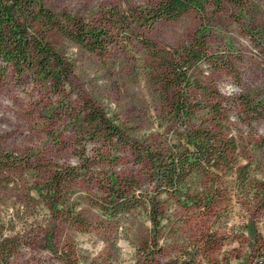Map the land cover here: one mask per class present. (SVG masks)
Returning a JSON list of instances; mask_svg holds the SVG:
<instances>
[{"label": "rangeland", "instance_id": "1", "mask_svg": "<svg viewBox=\"0 0 264 264\" xmlns=\"http://www.w3.org/2000/svg\"><path fill=\"white\" fill-rule=\"evenodd\" d=\"M43 1L59 16L105 29L110 38L106 49L94 52L51 31L50 40L71 68L60 87L44 81L36 68L20 73L9 66L0 73V149L28 155L30 166L13 171L6 183L0 177V229L7 234L34 229L36 235L12 264H187L192 251L198 253L195 264H206L207 257L208 264H243L244 258L255 264L253 245L264 249V111L251 113L241 101L264 100V0H205L202 13L189 9L152 26L131 12L151 10L163 0ZM202 36L209 53L231 63L219 68L206 63L193 71L222 94L228 108L223 122L237 144L236 168L224 177L230 195L210 214L170 202L172 231L155 239L146 206L110 209L109 178L123 185L133 176L137 184L130 194H145L154 186L152 170L138 161L135 145L159 147L171 140L174 90L165 89L162 69L144 39L173 52ZM189 92L203 105L212 102L196 87ZM90 107L116 119L127 142L115 145L96 134L87 123ZM71 167L81 174L63 187L62 210L54 213L30 183L41 188L57 168ZM72 203L77 210L69 216ZM210 234L215 243L204 258L199 246Z\"/></svg>", "mask_w": 264, "mask_h": 264}, {"label": "trees", "instance_id": "2", "mask_svg": "<svg viewBox=\"0 0 264 264\" xmlns=\"http://www.w3.org/2000/svg\"><path fill=\"white\" fill-rule=\"evenodd\" d=\"M204 2L205 0H163L151 10L134 8L131 13L139 23L152 26L161 18L176 19L189 9L202 13ZM53 30L80 47L94 52L106 49L110 38V34L101 27H94L70 14L59 16L43 0H0V73L5 74L9 66L20 73L25 69L36 68L44 81L60 87L66 82L71 68L48 36ZM144 42L155 54L157 70L162 69L165 89L174 90V95L169 100L172 136L169 142L159 147H152V144L149 146L147 143L143 146L135 145L138 161L147 162L152 170L153 189H148L145 194L135 191L130 194V187L137 184L133 176L123 185L118 178L110 176L109 186L114 187V192L109 198V207L114 211L128 212L140 205L146 206L152 221V237L158 239L161 234L172 231L169 219L174 215L170 214V202L183 207L197 206L205 214H210L217 210L224 197L230 195L224 177L233 173L236 168L237 144L235 137L226 132L223 119L228 108L223 104L222 94L204 85L193 72L206 63L216 68L221 65L230 66V60L225 56L218 58L209 53L203 36L173 52L158 48L149 39H144ZM191 87L198 88L205 96H211L212 102L203 105V100L198 101V97L189 92ZM241 102L251 113L262 115L264 100L252 103L248 97H243ZM201 112H205L206 117L201 118ZM87 123L95 127L96 134L101 133L115 145L127 142L121 125L105 111L90 107ZM28 157H19L13 152L0 149L2 182L6 183L5 178L12 177L13 171L17 173L22 167L29 168ZM53 173L49 179H44L46 182L41 184V188L37 183L30 184L39 194L45 195L50 209L57 213L62 210L61 190L70 186L81 172L77 167H71L57 168ZM71 206V210L67 211L69 216L77 210L74 203ZM48 229L50 231L46 233V238L52 241V230L50 227ZM35 236L34 229L12 234L0 229V264H12L19 249L34 241ZM214 243V235L210 234L202 247L199 246L202 248L200 255L206 258V248L213 247ZM253 246L257 251L255 264H264V249ZM187 254L188 258L184 262L195 264L198 253L192 251ZM206 259L208 264L210 258ZM242 263L248 264L247 259L244 258Z\"/></svg>", "mask_w": 264, "mask_h": 264}]
</instances>
